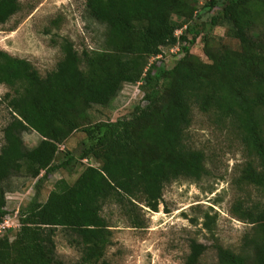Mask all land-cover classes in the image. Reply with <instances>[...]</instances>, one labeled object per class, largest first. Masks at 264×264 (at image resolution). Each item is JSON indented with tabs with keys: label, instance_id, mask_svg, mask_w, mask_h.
Wrapping results in <instances>:
<instances>
[{
	"label": "trees",
	"instance_id": "1",
	"mask_svg": "<svg viewBox=\"0 0 264 264\" xmlns=\"http://www.w3.org/2000/svg\"><path fill=\"white\" fill-rule=\"evenodd\" d=\"M195 1L85 0L89 16L106 27L102 46L79 51L62 37V57L45 74L0 50V84L9 88L0 104L10 115L0 147V223L8 213L3 182L14 175L37 179L13 239L0 237V264H62L58 228L69 230L80 250L72 264L103 262L111 244L107 204H116L131 226L144 227L139 211H158L166 185L208 173L205 152L187 141L194 107L238 132L247 155L240 179L261 193L236 205L250 228L239 250L215 244L217 263L264 264V0H206L200 8ZM20 9L19 0H0V24ZM223 24L236 48L214 43L212 30ZM198 39L207 61L191 52ZM175 45L182 56L167 68L159 56ZM138 82L143 106L116 120L94 117L93 109L109 106L123 84ZM28 131L39 135L33 147L22 137ZM76 132L83 133L78 145L61 149ZM83 160L97 165H85L72 183L56 180L40 200L54 172ZM188 247L184 264H199L206 245L190 239Z\"/></svg>",
	"mask_w": 264,
	"mask_h": 264
},
{
	"label": "rangeland",
	"instance_id": "2",
	"mask_svg": "<svg viewBox=\"0 0 264 264\" xmlns=\"http://www.w3.org/2000/svg\"><path fill=\"white\" fill-rule=\"evenodd\" d=\"M19 1L20 11L0 24V50L27 59L40 73L45 74L56 67L62 57L59 47L62 37L72 40L79 51L102 46L106 27L89 16L85 0ZM205 1L196 0L194 6L200 8ZM209 17L205 14L203 20L207 21ZM174 21L178 22L179 18L175 17ZM227 29L226 24L213 28L214 43L236 48L237 42L227 35ZM181 30H176V35ZM191 52L207 61L200 39ZM181 56L179 45H175L163 47L159 58L170 68ZM8 90L6 85L0 84V98ZM142 97L141 82L125 83L110 105L94 108L98 110L93 115L103 120L127 116L135 105H144ZM9 118L7 109L0 104V147L2 130ZM211 119V115L194 107L192 123L186 133L188 143L205 152L208 173L197 181L181 178L166 185L158 211L146 208L139 211L144 227L131 226L116 204H107L102 214L111 224V244L106 249L105 260L97 264H184L190 239L206 245L199 264H218L215 244L240 249L250 225L236 215V205H247L261 193L240 179L247 155L238 132ZM22 137L28 147L39 141V135L34 131L25 132ZM82 137L83 133L76 132L60 148L73 149ZM87 164L97 165V162L83 160L72 169L54 172L43 183L40 200L47 198L56 180L65 178L72 183ZM36 182V178L22 175H14L3 182L8 213L0 223V237L8 234L10 240L13 239L20 226L19 210L33 200ZM207 215L211 217V229L205 225ZM73 237L69 230L58 228L55 231V251L62 264H72L80 258Z\"/></svg>",
	"mask_w": 264,
	"mask_h": 264
}]
</instances>
